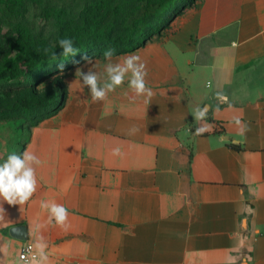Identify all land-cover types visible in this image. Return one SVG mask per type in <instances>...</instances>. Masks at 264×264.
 Segmentation results:
<instances>
[{
	"label": "crops",
	"instance_id": "crops-1",
	"mask_svg": "<svg viewBox=\"0 0 264 264\" xmlns=\"http://www.w3.org/2000/svg\"><path fill=\"white\" fill-rule=\"evenodd\" d=\"M131 54L146 64L149 104L127 79L92 102L75 75L85 61L64 106L31 128L19 154L41 159L39 186L22 206L3 203L0 264H29L21 248L37 235L49 264H264V0H194L113 61ZM91 59L101 71L104 57ZM204 105L209 130L197 136ZM42 200L67 207V231L46 224ZM20 225L28 239L11 234Z\"/></svg>",
	"mask_w": 264,
	"mask_h": 264
},
{
	"label": "rangeland",
	"instance_id": "rangeland-1",
	"mask_svg": "<svg viewBox=\"0 0 264 264\" xmlns=\"http://www.w3.org/2000/svg\"><path fill=\"white\" fill-rule=\"evenodd\" d=\"M101 1L0 0V163L10 153L19 154L31 128L64 106L70 71L86 61L85 54H77L71 59L45 64L36 55L58 45L63 26L71 27L82 42L89 39L105 22L96 27L95 22L90 27L85 7L97 6ZM192 2L161 0L160 5H151L165 9V13L158 17V27L149 34L171 27ZM61 63L63 72L58 67ZM32 65L36 67L27 75L25 71ZM15 71L17 76L12 75Z\"/></svg>",
	"mask_w": 264,
	"mask_h": 264
},
{
	"label": "clouds",
	"instance_id": "clouds-1",
	"mask_svg": "<svg viewBox=\"0 0 264 264\" xmlns=\"http://www.w3.org/2000/svg\"><path fill=\"white\" fill-rule=\"evenodd\" d=\"M58 44L62 49L61 55L64 57L73 56L78 52L71 38H62ZM44 52L47 55L49 49L45 48ZM114 55L115 49L112 48L103 52L106 63L103 64L101 71L97 70L101 67L99 63L93 64L91 58H85L86 63L91 64L92 67L87 72L80 68L76 69L75 75L79 77L81 90L84 88L89 90L92 102H102L107 99L109 93L124 85L127 79L128 89L133 94L132 99L143 97L144 103L149 104L154 92L147 86L146 64L135 54L118 57L116 61H113ZM52 57L53 59L56 57L54 52ZM58 67L63 72L64 64L61 63ZM216 97L227 102V97L221 92H217ZM210 107L209 105L197 106L193 110L192 115L198 125L194 134L197 136L203 135L209 130V126L201 122L206 121ZM218 110L219 108H217ZM235 124L239 135L243 136L249 131L248 126L239 117L235 118ZM138 131L139 129L133 126L129 128L128 134L135 135ZM112 155L122 156V149L119 146L113 148ZM41 164V159L27 149L21 154L15 152L8 154L7 158L0 163V221L5 220L4 202L10 206H22L32 199L39 186L36 170ZM40 208L47 213L46 224H54L64 231L70 228L69 211L65 205L54 200H42ZM44 226V224L37 223L35 228L39 232ZM31 247L34 250V264H49L46 252L48 245L43 235H37ZM29 264H33V261L30 260Z\"/></svg>",
	"mask_w": 264,
	"mask_h": 264
},
{
	"label": "trees",
	"instance_id": "trees-1",
	"mask_svg": "<svg viewBox=\"0 0 264 264\" xmlns=\"http://www.w3.org/2000/svg\"><path fill=\"white\" fill-rule=\"evenodd\" d=\"M161 0H102L97 6L85 7V12L90 19V27L96 24L98 26L102 21L105 22L102 28H98L91 33L89 39L81 41L80 37L74 33L69 26L62 27V38H71L74 42V47L78 50L75 54H85V58L92 56H103L106 49H115V54H120L136 49L143 45L148 39L153 36L151 31L158 27V17L165 9L151 7L158 4ZM194 2V0H192ZM93 5V4H92ZM122 7L121 10L119 8ZM159 18V19H160ZM159 32V31H157ZM36 52V51H35ZM34 52V53H35ZM56 55L55 59L52 53ZM62 49L59 44L56 47L51 46L49 53L40 52L36 55L39 61H45V64L57 61L71 59L73 56L64 57L61 55ZM35 59V60H36ZM34 60V61H35ZM33 61V62H34ZM44 64V65H45ZM36 65L28 67L25 71L27 75L32 73ZM17 76L18 73H12ZM61 96L58 90V96ZM62 100L64 98L62 94Z\"/></svg>",
	"mask_w": 264,
	"mask_h": 264
},
{
	"label": "built area",
	"instance_id": "built-area-1",
	"mask_svg": "<svg viewBox=\"0 0 264 264\" xmlns=\"http://www.w3.org/2000/svg\"><path fill=\"white\" fill-rule=\"evenodd\" d=\"M33 242L26 240L21 248L20 258L26 262L34 260V250L32 249Z\"/></svg>",
	"mask_w": 264,
	"mask_h": 264
},
{
	"label": "water",
	"instance_id": "water-1",
	"mask_svg": "<svg viewBox=\"0 0 264 264\" xmlns=\"http://www.w3.org/2000/svg\"><path fill=\"white\" fill-rule=\"evenodd\" d=\"M11 234L20 239H28V230L26 225L15 226L11 228Z\"/></svg>",
	"mask_w": 264,
	"mask_h": 264
}]
</instances>
